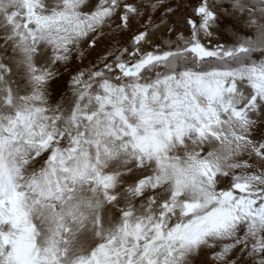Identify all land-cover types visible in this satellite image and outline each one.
<instances>
[{
	"label": "snow or ice",
	"instance_id": "6c2138e0",
	"mask_svg": "<svg viewBox=\"0 0 264 264\" xmlns=\"http://www.w3.org/2000/svg\"><path fill=\"white\" fill-rule=\"evenodd\" d=\"M0 264H264V0H0Z\"/></svg>",
	"mask_w": 264,
	"mask_h": 264
},
{
	"label": "rangeland",
	"instance_id": "374dc122",
	"mask_svg": "<svg viewBox=\"0 0 264 264\" xmlns=\"http://www.w3.org/2000/svg\"><path fill=\"white\" fill-rule=\"evenodd\" d=\"M123 39H127V36H125ZM107 46L108 41L101 40L96 49L88 51L87 58L82 64L77 60H73L67 69H65L63 66H60L58 70L59 78L53 84V89L57 92V94H62L66 90L68 79L74 70H76L78 67H87L89 63H96L98 58L104 54V50L107 48Z\"/></svg>",
	"mask_w": 264,
	"mask_h": 264
}]
</instances>
